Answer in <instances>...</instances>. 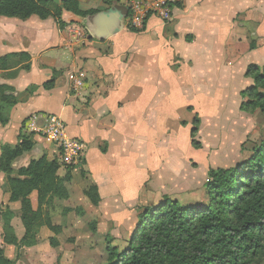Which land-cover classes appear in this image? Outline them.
Returning <instances> with one entry per match:
<instances>
[{
    "label": "crops",
    "instance_id": "0c3cea01",
    "mask_svg": "<svg viewBox=\"0 0 264 264\" xmlns=\"http://www.w3.org/2000/svg\"><path fill=\"white\" fill-rule=\"evenodd\" d=\"M126 2L79 0V6L83 11L119 9L127 13ZM62 17L63 27L51 16H0V57L10 55V66L0 69V85L5 88L0 91V164L3 148L13 149L21 135H28L24 122L35 112L61 116L68 134L87 145L81 167L71 171L69 198H55L50 208L52 223L61 226L56 235L58 247L50 243L55 234L47 226L39 229L31 246L6 243L3 228L8 221L1 216L0 246L17 264L25 256L40 257L46 251L60 257L68 250L63 238L68 231L78 234V207L84 211L83 221H96L98 229L102 222L114 220L110 196L111 178L118 170L115 160L142 153V142L147 140L144 129L161 121V113L174 97L220 88L217 80L225 76L230 65L245 61V56L250 64L264 65V0H175L172 21L150 17L142 30L126 27L104 39L88 35L87 41L71 45L69 28L79 25L77 16L64 10ZM79 69L87 75L83 97L71 92L68 80V73ZM51 80L54 85L47 88ZM133 137L137 145L132 149ZM33 139L32 150L12 162V175L18 176L20 168L47 154L58 158V174L64 177L69 167L62 163L59 148L41 136ZM190 181L188 176L186 187ZM91 183L99 189L98 205L83 192ZM137 198L136 194L130 204ZM30 199L37 209V191ZM7 207L14 213L9 221L13 235L22 239L21 203L10 202L8 175L0 169V209ZM89 236H94L91 230ZM64 262L60 257V264Z\"/></svg>",
    "mask_w": 264,
    "mask_h": 264
},
{
    "label": "trees",
    "instance_id": "16d2710c",
    "mask_svg": "<svg viewBox=\"0 0 264 264\" xmlns=\"http://www.w3.org/2000/svg\"><path fill=\"white\" fill-rule=\"evenodd\" d=\"M64 10L77 16L98 12L81 10L79 0H65L60 5L50 0H0V16L19 19L33 15L42 19L51 16L61 27L65 25ZM254 47L252 45V49ZM9 58L10 55L0 57V69L10 66ZM246 77L252 79V84L242 90L240 108L246 113L260 111L264 114V65L250 64ZM53 85L54 80H51L46 87ZM4 89L0 85V91ZM194 124L192 136L198 132V115ZM33 147V135L28 134L21 135V141L13 149L3 148L0 169L8 175L10 202L21 203V220L25 227L24 237L18 239L9 224L14 213L9 207L0 209V218L4 216L8 221L3 236L6 243L19 248L31 246L36 243L39 229L47 226L55 234L50 243L58 247L60 243L56 235L61 226L52 223L50 208L55 198H69L67 184L72 175L69 170L61 177L58 158L45 154L20 168L18 176H13L12 162ZM34 191L38 193L37 209L33 208L30 199ZM206 191L208 200L205 204L196 206L166 198L143 209L126 248L120 250L111 240L107 241V264H256L262 260L264 140L233 167L209 168ZM83 192L94 205L100 203L97 185L91 183ZM0 264H17L16 260L6 256L1 246Z\"/></svg>",
    "mask_w": 264,
    "mask_h": 264
},
{
    "label": "rangeland",
    "instance_id": "374dc122",
    "mask_svg": "<svg viewBox=\"0 0 264 264\" xmlns=\"http://www.w3.org/2000/svg\"><path fill=\"white\" fill-rule=\"evenodd\" d=\"M243 61L230 65L225 76L217 80L220 88L174 97L161 113V121L144 129L147 140L142 142V153L115 160L118 170L111 178L110 196L111 215L115 218L102 222L98 229L96 221H83L84 211L78 207V234H65L63 244L68 250L60 255L63 264H107V241L111 240L120 250L126 248L143 209L166 198L196 206L205 204L209 168L233 167L264 140V114L258 111L247 116L240 108L241 92L252 84L245 75L250 60L245 56ZM196 115L201 119L198 132L192 136ZM135 141L133 137L132 149L137 145ZM84 173L81 169L82 177ZM188 176L192 181L186 187ZM136 194L139 198L130 204ZM76 201L79 203V198ZM90 230L94 236H89ZM60 257L44 251L40 257L25 256L20 264H54L56 260L60 264ZM256 264H264V258Z\"/></svg>",
    "mask_w": 264,
    "mask_h": 264
},
{
    "label": "built area",
    "instance_id": "2783aa9c",
    "mask_svg": "<svg viewBox=\"0 0 264 264\" xmlns=\"http://www.w3.org/2000/svg\"><path fill=\"white\" fill-rule=\"evenodd\" d=\"M175 0H127V27L142 30L150 17H158L164 22L172 21ZM69 44H81L88 39V33L79 25L69 28ZM86 72L82 69L68 73L71 92L83 97L86 89ZM25 132L38 135L56 145L61 153L62 163L67 166L79 165L86 154L87 145L68 134L64 119L53 113L35 112L24 122Z\"/></svg>",
    "mask_w": 264,
    "mask_h": 264
},
{
    "label": "water",
    "instance_id": "95a60500",
    "mask_svg": "<svg viewBox=\"0 0 264 264\" xmlns=\"http://www.w3.org/2000/svg\"><path fill=\"white\" fill-rule=\"evenodd\" d=\"M61 4L65 0H50ZM73 15L77 16L72 12ZM79 25L90 38L104 39L127 27V13L119 9H107L86 16H77Z\"/></svg>",
    "mask_w": 264,
    "mask_h": 264
}]
</instances>
